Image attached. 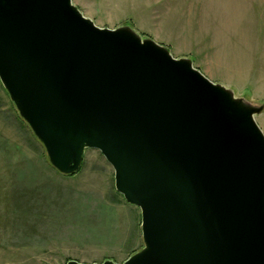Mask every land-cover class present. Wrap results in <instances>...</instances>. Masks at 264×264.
Instances as JSON below:
<instances>
[{
  "label": "water",
  "instance_id": "95a60500",
  "mask_svg": "<svg viewBox=\"0 0 264 264\" xmlns=\"http://www.w3.org/2000/svg\"><path fill=\"white\" fill-rule=\"evenodd\" d=\"M0 82L59 174L112 167L141 214L123 264H264L263 106L72 0H0Z\"/></svg>",
  "mask_w": 264,
  "mask_h": 264
},
{
  "label": "rangeland",
  "instance_id": "374dc122",
  "mask_svg": "<svg viewBox=\"0 0 264 264\" xmlns=\"http://www.w3.org/2000/svg\"><path fill=\"white\" fill-rule=\"evenodd\" d=\"M99 28L130 27L264 107V0H72ZM264 135V109L254 117ZM143 248L140 210L97 150L64 176L0 82V264H123Z\"/></svg>",
  "mask_w": 264,
  "mask_h": 264
}]
</instances>
